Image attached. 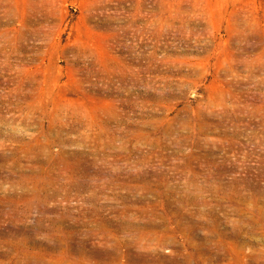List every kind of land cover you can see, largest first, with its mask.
<instances>
[{"label": "rangeland", "instance_id": "1", "mask_svg": "<svg viewBox=\"0 0 264 264\" xmlns=\"http://www.w3.org/2000/svg\"><path fill=\"white\" fill-rule=\"evenodd\" d=\"M0 264H264V0H0Z\"/></svg>", "mask_w": 264, "mask_h": 264}]
</instances>
